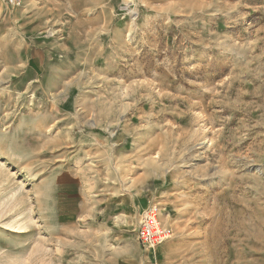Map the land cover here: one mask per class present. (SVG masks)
<instances>
[{
    "label": "rangeland",
    "instance_id": "obj_1",
    "mask_svg": "<svg viewBox=\"0 0 264 264\" xmlns=\"http://www.w3.org/2000/svg\"><path fill=\"white\" fill-rule=\"evenodd\" d=\"M0 264H264V0H0Z\"/></svg>",
    "mask_w": 264,
    "mask_h": 264
},
{
    "label": "built area",
    "instance_id": "obj_2",
    "mask_svg": "<svg viewBox=\"0 0 264 264\" xmlns=\"http://www.w3.org/2000/svg\"><path fill=\"white\" fill-rule=\"evenodd\" d=\"M6 5L19 6L22 0H2ZM170 237V229L159 221V210L156 206L144 209L137 228L138 242L145 249H153Z\"/></svg>",
    "mask_w": 264,
    "mask_h": 264
}]
</instances>
